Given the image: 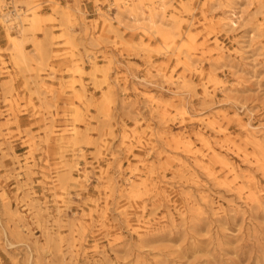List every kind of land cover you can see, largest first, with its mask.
<instances>
[{
  "label": "rangeland",
  "instance_id": "1",
  "mask_svg": "<svg viewBox=\"0 0 264 264\" xmlns=\"http://www.w3.org/2000/svg\"><path fill=\"white\" fill-rule=\"evenodd\" d=\"M0 264H264V0H0Z\"/></svg>",
  "mask_w": 264,
  "mask_h": 264
},
{
  "label": "crops",
  "instance_id": "2",
  "mask_svg": "<svg viewBox=\"0 0 264 264\" xmlns=\"http://www.w3.org/2000/svg\"><path fill=\"white\" fill-rule=\"evenodd\" d=\"M61 3H69V4H71L72 3V0H59Z\"/></svg>",
  "mask_w": 264,
  "mask_h": 264
}]
</instances>
